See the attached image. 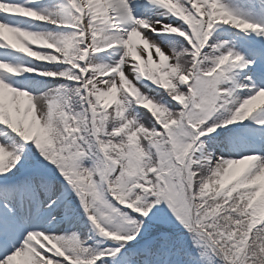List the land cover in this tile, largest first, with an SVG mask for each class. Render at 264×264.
<instances>
[{"label": "snow or ice", "instance_id": "1", "mask_svg": "<svg viewBox=\"0 0 264 264\" xmlns=\"http://www.w3.org/2000/svg\"><path fill=\"white\" fill-rule=\"evenodd\" d=\"M0 264H264V0H0Z\"/></svg>", "mask_w": 264, "mask_h": 264}]
</instances>
